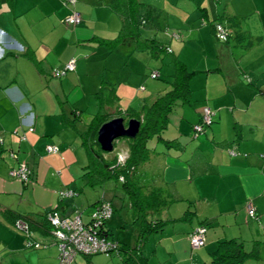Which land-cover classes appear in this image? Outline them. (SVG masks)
Returning a JSON list of instances; mask_svg holds the SVG:
<instances>
[{"label": "crops", "instance_id": "obj_1", "mask_svg": "<svg viewBox=\"0 0 264 264\" xmlns=\"http://www.w3.org/2000/svg\"><path fill=\"white\" fill-rule=\"evenodd\" d=\"M114 1L77 0L73 4L67 0H0V258L18 254L25 247H48L40 238L54 240L52 233L31 230L32 240L40 246H29V238L10 221L7 210L39 225L54 209L61 217L79 212L84 217V208L95 207L98 201L90 203L81 194L84 188L78 186L76 179L81 170L85 171L88 157L77 131L85 128L78 124L79 110L72 111V118L65 105L60 107L57 98L61 93L79 97L84 92L82 75L88 79L94 76L92 90L96 97L104 83L113 86L116 109L124 113L129 108L141 109L169 90L167 85L140 86V69L151 66L150 57L155 58L147 49L138 48L131 39L115 48L107 44L121 29V18L112 8ZM200 8L203 24L229 13L227 6L215 11L212 7ZM75 11L81 15V23L67 24L64 19ZM262 28L253 31L244 27L258 34L253 38H261L249 47L218 40L210 24L192 26L186 29L185 37L179 35L169 44L165 42L190 70L197 72L190 80L191 99L176 104L163 132L165 139L172 140L171 146L155 138L151 141L155 151L145 171L173 195L159 217L176 220L148 238L143 254L149 264H207L220 241L231 238L242 241L247 251L258 249V256L245 264H264ZM164 57L173 68L170 57ZM72 58L76 59L75 70L57 75L56 71L63 70ZM91 62L98 67L93 74L87 70ZM171 66L167 67L170 87L174 74ZM29 104L35 118L34 131L21 125L20 109ZM206 107L214 112V121L197 135L194 126L201 123ZM69 118L76 119L77 128ZM49 144L57 145L58 152H49ZM128 155L129 147L115 156L125 159ZM105 156L109 157L107 153ZM20 162L28 163L33 170L28 183L11 174ZM84 178L89 185L85 172ZM68 190L75 195L63 197L61 192ZM251 201L260 221L249 215ZM186 211L191 213L180 219ZM110 223H106V229L115 240L111 229L115 222ZM201 223L207 226L206 244L195 249L189 236ZM116 241L131 246L122 238ZM112 256L126 264L122 256ZM95 258H91V264H97ZM58 259L56 247H49L40 257L42 264H58Z\"/></svg>", "mask_w": 264, "mask_h": 264}, {"label": "trees", "instance_id": "obj_2", "mask_svg": "<svg viewBox=\"0 0 264 264\" xmlns=\"http://www.w3.org/2000/svg\"><path fill=\"white\" fill-rule=\"evenodd\" d=\"M67 2H69V0H67ZM112 8L121 18V29L119 35L114 40L106 41L107 44L111 45L112 48H115L126 40L131 39L136 42L138 48L147 49L155 58L169 56L174 68L173 81L171 82L172 87L169 90L159 95L152 103L144 105L141 109L129 108L124 113L118 109L110 112L105 110L109 102L114 104L117 101V95L113 86L104 83L103 87L97 92V97L100 99L99 102L101 109L88 123L87 128L84 130L79 129L77 131L80 134L81 144L88 157V164L84 168V172L88 177V184L95 187L105 184L110 178L117 179L129 196L134 221H139L141 223L137 244L135 246H129L117 241L120 244L119 249L116 252H112L110 255H105L112 256L118 254L122 256L126 264H149L147 258L143 254V248L148 238L152 234L162 231L169 222L176 220L159 217L161 212L173 201V195L169 192L165 184H163L158 178L154 177V175H151L150 177L149 173L145 171V166H147L148 160L155 151V146L151 144V141L155 138L157 142H164L166 147L171 146L172 140L165 139L163 132L169 125L170 114L176 104L191 99L190 80L197 71L190 70L186 63L173 53L168 46L158 41L156 38H147L143 36L141 27L143 24H147L149 20L154 22L157 28H165V26L160 23L159 15H157V12H155L152 7L146 6V4L140 0H115L112 3ZM144 9L146 10V15L142 14ZM203 10L205 11V8ZM66 18L64 21L67 24L78 25L81 23L73 24L67 22ZM205 18H207V15H205ZM223 19H226L228 24L223 22ZM208 22L215 37L220 41H235L237 43H243L245 47H249L252 46L255 41L261 39L260 37H250L251 33L248 32L247 29H244L242 19H240L238 15L236 16L231 15L230 13H225V15L218 18V20H209ZM217 24H222L226 28V39L219 36ZM72 59L75 62L76 68V59ZM154 72H157V76L152 77L158 78L160 73L158 71ZM154 72H152V74ZM28 113L29 112L26 114ZM20 115L22 121L21 111ZM118 116L124 117L126 123L131 118H138L142 122L140 131L135 138L125 137L129 144V155L124 160H120L119 156H114L111 159L106 157L105 154L107 151L103 150L98 142V131L102 124ZM75 120V118H69V122L77 128ZM115 146L114 143V148ZM104 201L111 203L109 200L102 197L94 204V206L96 207ZM111 205L114 212V206L112 203ZM190 213L191 211H186L180 219H186ZM6 215L13 224L16 223L17 220L22 219L28 222L32 231H40L44 235L52 233L54 237L53 242L57 245V240L54 236L55 227L49 220L48 215L47 219L39 225L30 222L24 215L13 213L11 210H7ZM253 218L260 221L258 210L257 218ZM199 226L206 225L201 223ZM105 231L106 234L110 236L109 230L106 229V224ZM97 254L104 253L78 255H82L90 261L91 258ZM211 255L212 258L207 264H245L249 258H256L258 256V249L247 251L245 250L242 241L236 238H231L220 241L218 247Z\"/></svg>", "mask_w": 264, "mask_h": 264}, {"label": "rangeland", "instance_id": "obj_3", "mask_svg": "<svg viewBox=\"0 0 264 264\" xmlns=\"http://www.w3.org/2000/svg\"><path fill=\"white\" fill-rule=\"evenodd\" d=\"M144 2L146 6H150L157 12V15L160 17V23L163 24L165 28H157L154 22L151 20L148 21L147 24H143L141 27V31L144 36L154 38L156 37L161 42H166L169 44L172 39H178L179 35L185 37L188 35L186 29L190 27H203V25H208V23L203 24L201 19V8L200 7H212L215 11L217 7L220 10H223L225 6L228 7V12L231 15H238L240 19H242L243 27L249 28L253 31H262L263 30V21L264 19V0H140ZM143 15H146V10L142 11ZM201 14V15H200ZM223 22L227 23L226 19H223ZM169 26V27H167ZM258 34L254 33L251 34L250 37H254ZM177 42L180 40H176ZM194 43L195 41L192 40ZM150 56V55H149ZM78 58V57H77ZM153 64L151 66L145 65L144 70L140 69V77H142L141 85L144 86H152L154 84L157 85H167L170 89V79L171 77L168 76L167 67L171 66L168 57L157 58L150 57ZM162 61L164 63L162 64ZM162 70L161 75L158 78H153L152 73L156 70L155 66H158ZM98 67L95 63L91 62L90 66L87 68L89 72L93 74ZM171 69L173 70L172 66ZM142 70V71H141ZM83 76V86L84 92H82L79 97H66L63 96L62 93L60 97L57 98L60 107L63 105L66 106V110L73 118L72 111L79 110L81 113V118L78 119V124L80 127L87 128L88 123L92 120L95 114L100 110L99 108V101L96 97L95 91L92 90L94 86V76H91L89 79L85 75ZM63 76L62 78H64ZM60 79V78H59ZM86 80H89L88 82ZM137 88V87H136ZM145 88V87H144ZM78 89V88H77ZM109 97V96H108ZM124 104V102L120 103ZM118 102H115L113 105L111 102L105 108L106 111L110 112L116 109ZM115 148L111 152H107L109 155L108 158H113L115 155H118L120 152H125L127 147H129L128 140L125 137H120L115 141ZM84 154V150L82 151ZM85 155V154H84ZM122 158H124L122 156ZM147 166H145L146 169ZM80 177L77 178L79 185L82 186L83 191L81 194L84 193V197L88 198L89 202L92 203L94 200H99L102 197L109 200L115 210L113 212L114 216L109 218L106 222L111 224L110 222H115L114 227L111 229L114 230V237L115 240H126L128 244L131 246H135L137 244L138 239V232L140 228V222H135L133 219V213L130 206V199L127 195L126 191L124 190L122 184L114 178L108 179L105 184L91 187L86 185L85 182L87 181L84 178V172L81 170ZM80 194V195H81ZM93 207V206H92ZM88 206L84 208V212L91 213V208ZM94 207L92 209V212ZM84 213V219L89 220L90 215ZM19 232V230H16ZM21 233V232H19ZM23 233V232H22ZM21 233V234H22ZM23 235V234H22ZM42 241L48 244V247L34 249L25 247L20 253L18 254H8L2 255L0 258V263L5 262V264H42L40 261V257L43 252L47 251L49 247H56L58 251V246L53 244L50 238H40ZM95 258V262L97 264H112L113 262L117 264H124L121 260L117 258V256H106L105 254H97L93 256ZM60 260L58 259V264ZM72 264H91V260L85 258L82 255H78L77 259Z\"/></svg>", "mask_w": 264, "mask_h": 264}, {"label": "built area", "instance_id": "obj_4", "mask_svg": "<svg viewBox=\"0 0 264 264\" xmlns=\"http://www.w3.org/2000/svg\"><path fill=\"white\" fill-rule=\"evenodd\" d=\"M77 0H69L71 3H76ZM67 22L78 24L81 22V15L78 12L66 18ZM218 34L221 38H227L226 28L222 24H217ZM75 69L74 60H70L63 70H57V75H64L68 70ZM153 77L157 76V72L152 74ZM22 114L21 125L28 127L30 131L34 128V113L32 106L20 109ZM29 112L28 114H26ZM214 121V112L210 107L205 108V113L201 123L194 126L195 133L198 135L202 133L208 126L212 125ZM49 152H58V146L54 144L47 145ZM234 153V152H233ZM13 157L17 155L12 153ZM124 160V158L120 159ZM11 174L18 177L24 183H28L32 179L33 170L26 162H21L11 170ZM122 179V178H121ZM63 197L75 195L74 191L68 190L61 192ZM249 215L257 218V208L251 201L248 203ZM113 207L111 203L104 201L98 204L94 211L90 214L89 220H85L82 213H77L74 216L62 218L57 210L51 211L48 218L54 225V236L57 240L59 249L60 264H72L78 254H94L104 253L110 255L119 249V243L106 234L105 224L106 221L112 216ZM16 227L22 230L29 238V246L39 247L40 243L32 240V231L27 221L17 220ZM206 226H198L190 235L191 244L195 249H198L206 243Z\"/></svg>", "mask_w": 264, "mask_h": 264}, {"label": "water", "instance_id": "obj_5", "mask_svg": "<svg viewBox=\"0 0 264 264\" xmlns=\"http://www.w3.org/2000/svg\"><path fill=\"white\" fill-rule=\"evenodd\" d=\"M141 120L131 118L126 123L122 116L112 118L102 124L98 131V142L103 150L111 152L114 150V143L120 137L135 138L140 131Z\"/></svg>", "mask_w": 264, "mask_h": 264}]
</instances>
